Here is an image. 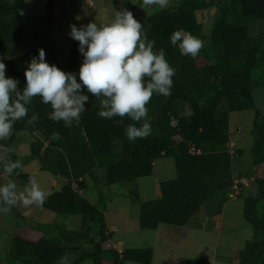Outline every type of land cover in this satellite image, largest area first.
Instances as JSON below:
<instances>
[{
    "label": "trees",
    "instance_id": "trees-1",
    "mask_svg": "<svg viewBox=\"0 0 264 264\" xmlns=\"http://www.w3.org/2000/svg\"><path fill=\"white\" fill-rule=\"evenodd\" d=\"M26 1L0 0V59L9 77L19 80L21 90L26 83L25 69L41 48L50 64L66 72H78L82 63L78 42L68 45L69 49L64 46L69 55L60 59L51 33L58 0L43 1L40 28L24 37L26 17L22 9ZM85 1L89 8L94 7L92 0ZM132 1L130 11L143 24L148 39L156 40V49H164L176 69L171 95L154 94L147 105L151 135L130 141L126 126L135 122L127 116L123 123L118 116L101 118L98 112L103 97L89 94L87 111L70 128L63 121L50 120V105L34 97L28 116L14 124L12 137L0 141V162L20 160L14 151L17 136L27 133L32 141L25 163L37 162L39 170L59 185L52 188L43 206L34 205L22 214L24 222L29 220L30 224L11 237L0 263L60 264L65 257L70 264H152L151 249L118 250L111 246L113 233L103 214L81 193L90 181L101 192L108 185L149 177L156 161L172 158L177 176L157 185L156 199L140 204L139 228H184L202 213L217 226L224 205L237 195L243 199L244 221L257 237L233 252V264H264V115L256 111L253 121L249 175L233 170V162L242 151L234 147L230 130L231 114L256 110V100L264 101V0H172L163 9L148 7L143 0ZM101 8L103 20L108 10ZM201 12L208 14L205 23L198 19ZM83 17L90 16L85 11ZM178 29L204 42L195 58L181 55L170 43L171 34ZM29 45L32 49L26 51ZM33 113L39 121L30 125L27 121ZM53 132H59L61 139L51 140ZM9 148L13 155L7 153ZM23 168L8 176L0 163V183L12 180L24 185L30 175ZM137 200L134 192L133 202ZM38 207L55 219L44 222L49 218L44 219ZM71 218L73 226L65 221ZM180 264L211 263L195 258Z\"/></svg>",
    "mask_w": 264,
    "mask_h": 264
},
{
    "label": "clouds",
    "instance_id": "clouds-1",
    "mask_svg": "<svg viewBox=\"0 0 264 264\" xmlns=\"http://www.w3.org/2000/svg\"><path fill=\"white\" fill-rule=\"evenodd\" d=\"M143 3L163 9L168 0H143ZM69 36L78 42L83 57L78 72H66L50 64L41 48L25 69L26 83L21 90L18 79L6 76V65L0 59V141L12 137L14 124L28 116L34 97L39 96L43 104L50 105V120L63 121L70 128L87 111L89 94L103 97L98 112L101 118L111 120L118 116L123 123L127 116L135 122L126 126L130 141L150 136L152 126L147 105L154 94L171 95L176 74L165 50L156 49V40L148 39L143 24L126 8L115 11L108 23L93 21L80 27L72 24ZM169 39L183 56L195 58L204 47L201 39L184 29L174 31ZM38 121V114L33 113L27 122L34 125ZM60 139L59 132L52 133L51 140ZM0 163L8 176L23 168L20 160ZM46 195L35 179H30L23 191H18L17 184L8 180L0 183V212L6 213L18 203L25 207L43 206ZM60 264H68L67 258L62 257Z\"/></svg>",
    "mask_w": 264,
    "mask_h": 264
},
{
    "label": "rangeland",
    "instance_id": "rangeland-1",
    "mask_svg": "<svg viewBox=\"0 0 264 264\" xmlns=\"http://www.w3.org/2000/svg\"><path fill=\"white\" fill-rule=\"evenodd\" d=\"M43 1H26L22 9L26 17L24 37L26 35L30 37L34 30L40 28L38 20L42 16ZM171 3L172 0H168L167 5ZM92 4H94V7L89 8L85 0H64V2L58 0L57 17L55 23L52 24L51 33L54 35L59 53H61L59 55L60 59L65 60L69 55L65 51V47L69 49L68 45H77V41L69 36L70 25L76 23L77 27H80L93 21L98 24L100 22L102 24L108 23L114 18L115 11L123 10V8L130 11V6L134 2L132 0H108V4L104 5L103 0H92ZM101 7L108 10L106 18L103 20L101 18ZM153 7L158 8V6ZM85 11L90 17H83ZM207 18V12H201L198 15L201 23H205ZM205 27H208V25L206 24ZM31 45L25 48L26 51L32 49ZM80 59L83 60L82 55ZM256 101V110L237 112L230 115L231 139H233L234 147L242 151V155L233 162V170L244 175L251 173V132L256 111L264 115V101L261 99ZM31 141L32 137L29 134L20 133L17 136L14 148L18 155H14L20 158L24 172L30 175V179L36 180L41 189L47 194L46 197H48L52 193V188H58L59 184L50 174L41 172L37 162L27 161L25 163L30 154L29 144ZM12 152L13 149L9 148L7 150L8 154L11 153L10 155H13ZM176 176L174 159L164 158L155 162L154 171L149 177L108 185L103 187L101 192L99 187L90 181L88 188L82 191L81 197L89 201L103 214L109 232L113 233L111 246L118 250L151 249L153 251L152 264H180L195 258L205 259L211 264H233V252L244 249L247 242L257 237L253 228L244 221L243 199L237 198V195H234L224 205L217 226L213 220L208 219L205 213H202L197 220L184 228L166 225L159 226L155 231H143L139 228L140 204L156 199L157 185L175 179ZM26 186H29V181L24 185L22 183L17 185V189L23 191ZM251 188L254 191L253 183H251ZM134 192L138 193L137 202H133ZM34 205L25 207L18 203L8 212H0V256L5 245L9 244L11 237L18 235L25 226L30 224L29 220L24 222L25 217H22V214H25L31 208L33 209ZM38 210L40 211L38 213L44 219L49 218V221L44 220V222H51L52 219H55V215L41 210L39 207ZM13 217L17 219L13 220ZM35 220L42 222L40 218ZM65 221L72 226L74 224V218ZM68 264L70 263L68 262ZM83 264H91V262L85 261ZM126 264L136 263L129 262Z\"/></svg>",
    "mask_w": 264,
    "mask_h": 264
},
{
    "label": "water",
    "instance_id": "water-1",
    "mask_svg": "<svg viewBox=\"0 0 264 264\" xmlns=\"http://www.w3.org/2000/svg\"><path fill=\"white\" fill-rule=\"evenodd\" d=\"M6 76H8L9 77V74H8V72L6 71Z\"/></svg>",
    "mask_w": 264,
    "mask_h": 264
}]
</instances>
